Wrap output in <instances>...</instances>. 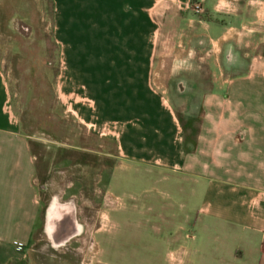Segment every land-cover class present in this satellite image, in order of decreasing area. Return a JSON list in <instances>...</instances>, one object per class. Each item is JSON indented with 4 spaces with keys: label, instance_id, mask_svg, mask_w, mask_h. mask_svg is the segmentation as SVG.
Returning <instances> with one entry per match:
<instances>
[{
    "label": "crops",
    "instance_id": "crops-1",
    "mask_svg": "<svg viewBox=\"0 0 264 264\" xmlns=\"http://www.w3.org/2000/svg\"><path fill=\"white\" fill-rule=\"evenodd\" d=\"M52 1L64 46L56 87L69 110L114 136L122 157L178 172L157 182L168 189L160 210L140 205L160 198L155 190L131 194V209L164 225L178 209L179 231L162 241L167 260L178 245V264H264V0ZM89 7L103 12L93 26L114 55H67ZM8 76L0 61V264H25L43 223L38 156ZM182 120L199 124L194 142Z\"/></svg>",
    "mask_w": 264,
    "mask_h": 264
},
{
    "label": "rangeland",
    "instance_id": "rangeland-1",
    "mask_svg": "<svg viewBox=\"0 0 264 264\" xmlns=\"http://www.w3.org/2000/svg\"><path fill=\"white\" fill-rule=\"evenodd\" d=\"M52 0H0V61L11 81L13 107L34 135L38 156L35 178L42 202V227L34 235L25 264H178L167 260L169 247L162 241L168 231H179L178 209L167 225L141 210H133L132 193H159L155 201L144 196L142 208L162 209L164 179L178 172L158 170L122 157L112 135L100 136L71 110L57 91L55 68L63 43L58 41ZM103 12L89 7L83 20L76 17L67 55H114L113 39L93 24ZM78 14V13H77ZM81 17V15H79ZM95 21V22H94ZM114 33V28H111ZM62 40V39H61ZM72 48V50H71ZM188 142H194L199 124L182 120ZM139 176L150 183L132 184ZM108 190L110 192H108ZM136 200V199H135ZM73 205L80 232L54 246L46 228L52 203ZM176 198L173 205L178 206ZM110 215V219L108 217ZM157 229L153 231L152 224ZM106 228L93 233L98 228ZM105 234H111L105 239ZM103 237V238H102ZM96 246L103 250L102 262Z\"/></svg>",
    "mask_w": 264,
    "mask_h": 264
},
{
    "label": "bare ground",
    "instance_id": "bare-ground-1",
    "mask_svg": "<svg viewBox=\"0 0 264 264\" xmlns=\"http://www.w3.org/2000/svg\"><path fill=\"white\" fill-rule=\"evenodd\" d=\"M71 226H73L75 229H80V227H78L75 222V209L73 205L68 204L61 206L56 202H53L47 214L46 228L56 227L59 230L65 231ZM69 238L70 235L67 233L66 238L61 241V244L66 242Z\"/></svg>",
    "mask_w": 264,
    "mask_h": 264
},
{
    "label": "flooded vegetation",
    "instance_id": "flooded-vegetation-1",
    "mask_svg": "<svg viewBox=\"0 0 264 264\" xmlns=\"http://www.w3.org/2000/svg\"><path fill=\"white\" fill-rule=\"evenodd\" d=\"M56 227L47 228V233L50 239L53 241L54 246H58V247L62 245L61 241L66 238L67 233L68 235H70L71 238L73 235L78 234L80 232V229L79 230L77 228L75 229L73 226L67 228L65 231L59 230Z\"/></svg>",
    "mask_w": 264,
    "mask_h": 264
},
{
    "label": "built area",
    "instance_id": "built-area-1",
    "mask_svg": "<svg viewBox=\"0 0 264 264\" xmlns=\"http://www.w3.org/2000/svg\"><path fill=\"white\" fill-rule=\"evenodd\" d=\"M193 8L196 10V11H200L201 10V5L200 4H194L193 5ZM24 245L23 244H18V248L19 249H23Z\"/></svg>",
    "mask_w": 264,
    "mask_h": 264
}]
</instances>
